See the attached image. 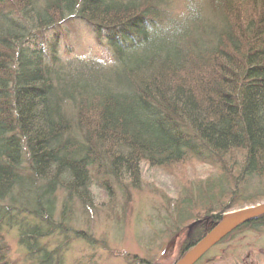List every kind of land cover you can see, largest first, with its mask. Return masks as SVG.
Wrapping results in <instances>:
<instances>
[{"label":"trees","instance_id":"trees-1","mask_svg":"<svg viewBox=\"0 0 264 264\" xmlns=\"http://www.w3.org/2000/svg\"><path fill=\"white\" fill-rule=\"evenodd\" d=\"M169 3L0 0V264H15L10 232L25 262L62 264L63 244L44 240L78 235L69 219L93 183L129 199L142 165L210 170L182 180L165 231L202 221L182 255L225 213L264 202V0H208L211 25L172 19ZM73 23L108 62L62 60L44 34ZM263 228L264 214L217 245Z\"/></svg>","mask_w":264,"mask_h":264},{"label":"rangeland","instance_id":"rangeland-1","mask_svg":"<svg viewBox=\"0 0 264 264\" xmlns=\"http://www.w3.org/2000/svg\"><path fill=\"white\" fill-rule=\"evenodd\" d=\"M169 1L172 19L185 21L186 17H196L210 25L213 23L209 21L208 0ZM77 25L73 23L71 28L60 25L48 30L44 37L49 41L54 35L58 36L62 60L86 58L99 63L108 62L106 47H97L89 32ZM209 172V168L190 162L170 169L142 165L140 184L135 188L129 186L127 200L119 193L111 200L93 183L88 206L81 210L75 207L69 219L72 231L78 235L53 237L44 243L49 249L63 244L62 264H175L184 256L181 254L182 244L194 230L188 231L189 224L165 232L174 224L182 180L185 178L191 182ZM112 208L118 216H114ZM5 240L10 262L31 264L25 262L24 249L19 246L14 232L8 233ZM122 255L135 256L137 261ZM196 264H264V228L234 233L210 249Z\"/></svg>","mask_w":264,"mask_h":264},{"label":"water","instance_id":"water-1","mask_svg":"<svg viewBox=\"0 0 264 264\" xmlns=\"http://www.w3.org/2000/svg\"><path fill=\"white\" fill-rule=\"evenodd\" d=\"M264 214V203L226 213L205 236L175 264H196L210 249L221 242L239 225ZM201 221L188 227L191 232Z\"/></svg>","mask_w":264,"mask_h":264},{"label":"clouds","instance_id":"clouds-1","mask_svg":"<svg viewBox=\"0 0 264 264\" xmlns=\"http://www.w3.org/2000/svg\"><path fill=\"white\" fill-rule=\"evenodd\" d=\"M188 11H189V12H191V11H192V9H191V8H189V9H188ZM146 27H149V28H150V27H151V25H148V24H147V22H146Z\"/></svg>","mask_w":264,"mask_h":264}]
</instances>
